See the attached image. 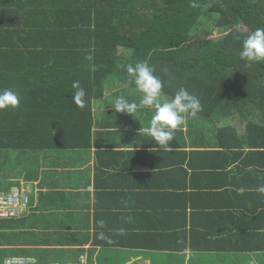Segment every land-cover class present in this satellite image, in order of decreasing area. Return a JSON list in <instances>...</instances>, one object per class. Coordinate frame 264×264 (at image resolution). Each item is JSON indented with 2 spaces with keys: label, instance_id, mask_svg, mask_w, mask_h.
Wrapping results in <instances>:
<instances>
[{
  "label": "crops",
  "instance_id": "1",
  "mask_svg": "<svg viewBox=\"0 0 264 264\" xmlns=\"http://www.w3.org/2000/svg\"><path fill=\"white\" fill-rule=\"evenodd\" d=\"M15 71L0 78V90L20 93L22 102L10 111L16 119L38 126L60 112L28 110L24 103L33 95L68 100L71 116L85 113L72 106L65 73L46 81L58 83L61 94ZM141 95L120 76L106 80L103 96L90 102L88 149L0 148V192H29L24 216L0 219V264L8 258L79 264L82 257V264H264V195L256 191L264 184V152L234 142L225 129L230 119L198 116H186L165 151L140 132L154 109L139 107L131 116L113 108L119 96L139 104ZM3 126L6 133L27 127Z\"/></svg>",
  "mask_w": 264,
  "mask_h": 264
},
{
  "label": "trees",
  "instance_id": "2",
  "mask_svg": "<svg viewBox=\"0 0 264 264\" xmlns=\"http://www.w3.org/2000/svg\"><path fill=\"white\" fill-rule=\"evenodd\" d=\"M195 2L201 6L192 7L193 0H0V64L2 54L8 56L0 78L18 68L13 75L42 81L46 90L62 94L58 83L46 81L65 73L87 92L81 116H71L68 100L57 103L45 95L31 99L33 95L24 103L28 110L60 111L38 126L31 118L16 119L10 113L14 109L0 110L1 128L28 127L8 133L0 129V148H90L91 100L103 96L110 77L120 76L131 85L127 65L147 61L163 80L164 94L172 97L185 88L202 104L199 118L230 119L232 125L225 129L232 131L234 142L264 152V61L249 66L239 56L247 35L264 28V0H211L209 9L203 7L208 0ZM203 19L213 23L211 30H200ZM215 30L224 35L209 38ZM73 93L72 88L70 97Z\"/></svg>",
  "mask_w": 264,
  "mask_h": 264
},
{
  "label": "clouds",
  "instance_id": "3",
  "mask_svg": "<svg viewBox=\"0 0 264 264\" xmlns=\"http://www.w3.org/2000/svg\"><path fill=\"white\" fill-rule=\"evenodd\" d=\"M191 6L199 7L201 5L193 0ZM203 7L205 9L211 8V0L204 3ZM239 56L249 66L264 61V28H256L247 35L243 40ZM87 59L91 60L92 57L89 56ZM126 72L129 83L133 84L136 90L142 94L141 99L137 104L136 102H129L124 96H119L115 99L113 108L118 113H126L131 116L139 107L154 109L149 126L141 128L140 132L150 135L152 141H155L160 148L171 151L169 145L174 140L175 130L184 124L186 116L196 117L202 111L199 98L181 87L171 98L162 99L165 95L163 92L164 82L155 74L154 67L147 61L137 62L134 65L128 64ZM72 88L74 90L72 103L83 109L87 104L86 90L79 81H73ZM20 101L21 96L18 91L0 90V110L18 108ZM238 191L243 193L245 189L240 188ZM256 191L264 195V184L258 186ZM119 232L124 234L125 230L121 228ZM101 238H103V234H101Z\"/></svg>",
  "mask_w": 264,
  "mask_h": 264
},
{
  "label": "built area",
  "instance_id": "4",
  "mask_svg": "<svg viewBox=\"0 0 264 264\" xmlns=\"http://www.w3.org/2000/svg\"><path fill=\"white\" fill-rule=\"evenodd\" d=\"M29 192L25 188H11L8 192H0V219L19 218L27 213ZM82 257L79 264L84 263ZM3 264H34L28 258H8Z\"/></svg>",
  "mask_w": 264,
  "mask_h": 264
},
{
  "label": "rangeland",
  "instance_id": "5",
  "mask_svg": "<svg viewBox=\"0 0 264 264\" xmlns=\"http://www.w3.org/2000/svg\"><path fill=\"white\" fill-rule=\"evenodd\" d=\"M210 27L209 30H211L213 28V23H211V21H207L205 19L202 20V23L200 25V30H204L203 27ZM200 34V33H198ZM224 35V33L222 31H219V30H215L214 32L211 33V35L209 36V38H212L214 40H217L219 39L220 37H222ZM201 37V36H200ZM189 49H192L191 46Z\"/></svg>",
  "mask_w": 264,
  "mask_h": 264
}]
</instances>
